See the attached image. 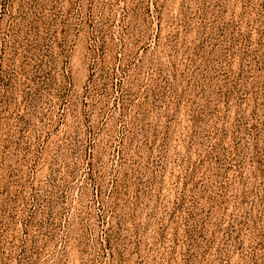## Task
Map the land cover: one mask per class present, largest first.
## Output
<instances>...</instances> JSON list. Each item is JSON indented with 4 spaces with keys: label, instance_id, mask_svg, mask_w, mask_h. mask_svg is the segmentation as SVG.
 Segmentation results:
<instances>
[{
    "label": "rangeland",
    "instance_id": "rangeland-1",
    "mask_svg": "<svg viewBox=\"0 0 264 264\" xmlns=\"http://www.w3.org/2000/svg\"><path fill=\"white\" fill-rule=\"evenodd\" d=\"M0 264H264V0H0Z\"/></svg>",
    "mask_w": 264,
    "mask_h": 264
}]
</instances>
